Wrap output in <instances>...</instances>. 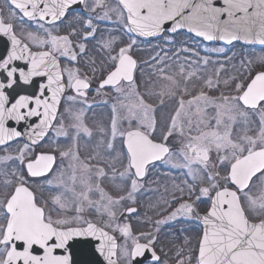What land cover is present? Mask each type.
Returning a JSON list of instances; mask_svg holds the SVG:
<instances>
[{
    "label": "water",
    "instance_id": "95a60500",
    "mask_svg": "<svg viewBox=\"0 0 264 264\" xmlns=\"http://www.w3.org/2000/svg\"><path fill=\"white\" fill-rule=\"evenodd\" d=\"M25 19L32 12L28 0H9ZM130 32L150 41L163 33L185 32L212 45L264 49V0H118ZM35 18H38L35 15ZM134 60L123 54L115 68L98 84L113 87L130 82ZM64 93L58 60L49 52L33 51L0 20V147L15 141L36 144L50 130ZM239 103L254 108L264 100V71L249 80L238 96ZM123 148L136 179H142L148 164L161 159L167 148L138 130L124 133ZM201 159H208L200 151ZM55 162L53 154L38 155L26 164L35 177L45 176ZM264 169V149L233 161L227 178L234 189L216 191L202 215L197 264H264V219L249 221L238 192ZM8 220L0 245L8 246L2 264H119L117 241L95 223L56 228L43 219L32 192L17 186L6 206ZM135 208L125 211L126 215ZM152 247L136 243L131 264L156 263Z\"/></svg>",
    "mask_w": 264,
    "mask_h": 264
},
{
    "label": "rangeland",
    "instance_id": "374dc122",
    "mask_svg": "<svg viewBox=\"0 0 264 264\" xmlns=\"http://www.w3.org/2000/svg\"><path fill=\"white\" fill-rule=\"evenodd\" d=\"M104 1L94 0V4L101 8ZM103 17L99 13V18ZM182 40L175 61L169 62L170 55L162 54V61L166 64L159 65L155 61L146 64V68L140 72L141 77L145 76V84L140 85L141 91L136 84L121 85L109 93L110 97L93 98V104L98 101L99 105L104 102L105 106L93 108L92 136L89 120L85 116L87 100H70L67 111L49 136V149L55 155L56 165L43 186L49 194L51 206L59 210L57 224L69 227L93 222L112 232L118 239L117 256L122 264H128L130 249L135 243L152 244L154 232L172 224L174 220L190 216L187 215L190 203L180 204L175 210L164 214L170 205L172 188L164 190L163 186H153L151 180L143 188L141 182L133 178L127 163H124L125 153L120 147L123 133L130 129L152 130L153 105L148 101L143 102V93L148 99H165L169 97L173 84L183 81L188 82L192 89L188 97H192L193 101L189 100V105L198 104L201 98L210 100V104L214 101L212 97L219 98L218 113L213 116L199 115L194 118L193 125H188L183 121L187 113L184 109V114L181 111L173 120L174 130L177 131L174 135L175 150L161 166L165 170L159 172L166 178L173 179L176 169H185L187 176L196 177V167H189L182 160L188 158L185 147L196 144L207 150L209 160L203 164V169L207 172V187L212 191L227 183L226 168L235 159L264 148V129L260 131L257 119L239 110L237 102L253 70H264V50L222 49L202 45L187 37ZM44 41L38 40L36 43L42 45ZM102 46V50L106 51L105 57H102L110 58V44L104 42ZM201 84L204 90H201ZM179 86L175 90L181 93L189 88L185 83ZM169 98L171 101L165 105L164 114L171 110L177 100V97ZM159 112L161 114L158 116L166 119V115ZM263 112L264 108L258 115ZM190 127H193L192 131ZM156 172L152 170L151 174ZM143 190L146 191L145 196L140 193ZM140 195L144 198L140 201V213L131 219L126 217L123 212L125 207L136 204ZM242 201L252 220L264 218V171L252 182ZM124 228L127 229L126 234L122 235ZM181 262L179 258L172 264Z\"/></svg>",
    "mask_w": 264,
    "mask_h": 264
},
{
    "label": "flooded vegetation",
    "instance_id": "af4514ba",
    "mask_svg": "<svg viewBox=\"0 0 264 264\" xmlns=\"http://www.w3.org/2000/svg\"><path fill=\"white\" fill-rule=\"evenodd\" d=\"M28 3L32 16L30 19H25L10 4L9 0H0V20L10 25L13 33L31 50L49 52L58 60L64 84V93L53 125L42 140L36 144L15 141L0 147V241L8 220V214L5 209L6 203L14 189L19 185H24L32 192L35 204L43 211L45 222L57 228H64L57 224L56 219L60 217L59 210L57 211L51 206L49 194L43 186V183L48 180L54 170L56 161L48 174L39 177L30 174L26 170V164L34 162L38 155L52 153L49 149V136L60 117L67 111L69 101H89L86 105L85 116L89 120V123L88 121L87 123L90 124V129L92 130L90 136H92L93 108L97 109L105 106L104 102L99 105L97 98L110 97L109 93L121 85L136 84L138 90L141 91L140 85L145 82V76L141 77L140 72L146 68V64H151L152 61H155L156 64L159 63V65L166 64L162 61V54L170 55L169 62L172 63L178 56L177 48L179 43L183 42V40L177 38V35L167 34H163L158 39L151 41H143L136 38L128 28L126 16L118 0H105L101 8L96 7L97 4H94V0H28ZM99 13L104 17L99 18ZM35 15L38 18H35ZM38 40L46 41L43 42L44 44L39 45L36 43ZM104 42L110 44L109 51L111 56L109 54L110 58L107 56V59L102 57H105L104 54L106 53L105 50H102ZM218 47L224 49V47ZM123 54L129 55L135 62L132 80L125 82L121 79L113 87L99 88L98 84L115 68L117 61ZM182 83L187 84V88L189 87L188 82L183 81L179 84H173L169 97H177V100L166 114H164V107L167 103H170L169 97H165V99H163L164 97H150L148 99L143 93V97H141L143 102L148 101L149 104L153 105L151 115L152 130L148 132L142 128L130 129L142 132L153 142L167 148V153L161 159L146 166L142 179H136L132 173L133 178L141 182L143 188L147 186L148 180L152 181L153 186H163L164 190L167 187L172 188L173 192L169 194L172 196L170 205L163 212L164 214L167 211L175 210L180 204L190 203L188 206L189 211H187V215H190V218L183 217L182 219L174 220L172 224L163 226L154 232V243L148 245L153 247L159 257L158 262L155 264H172V262H177L179 258L183 261L180 264H197V249L202 232L200 219L208 210L211 197L216 191L222 188H233L227 180V183L209 191L207 187V172L203 169V164L209 160V156L206 148L196 144L185 147L188 158L182 159L183 163L188 164L189 167H196L198 170L196 177L187 176L185 169H176L173 179L170 177L166 178L159 173L165 170L161 166L175 150L176 141H174V135L177 131L174 130L173 120L178 117V114L181 111L184 114L183 110L185 109L187 113L184 114L183 121L185 124L193 125L194 118L199 117V115L211 114L213 116L218 113L216 111L218 97H212L214 101L211 104L209 103L210 100L204 101L203 98L198 97L201 98L198 104L189 105V102L193 101L192 97H188L192 89L189 87L187 92L183 93L175 90ZM200 87L201 90H204L202 84ZM95 97H97V102L93 104V98ZM179 97L185 98L181 99ZM238 105L240 107L239 110L257 119L260 131L264 129V112L262 115H258L264 108V100L260 101L254 108L244 107L239 102ZM159 111L166 115V119L158 116V114H161ZM190 128L192 131L193 127ZM123 135L120 140V147L125 153L124 163H127L129 167V157L122 146ZM77 149L80 153V147L77 146ZM258 149L264 148L260 147ZM200 151H206L208 156L206 161L201 159ZM248 153L241 155L239 158ZM90 159L93 162V158L90 157ZM152 170L157 172L151 174ZM227 171L228 168H226V179ZM258 175L253 177L249 186L239 193L241 204L242 196L251 189V184ZM145 192V190L140 191L143 196H145ZM141 200H144V198H141L140 195L136 204L125 207L123 212L127 209L135 208V212L126 217L131 219L132 216L140 213L139 205L142 203L140 202ZM242 207L250 221H257L252 220L248 215V210L243 205ZM126 230L125 228L123 229L122 235H124ZM6 250V244L0 245V264ZM128 264H131L130 255Z\"/></svg>",
    "mask_w": 264,
    "mask_h": 264
},
{
    "label": "trees",
    "instance_id": "16d2710c",
    "mask_svg": "<svg viewBox=\"0 0 264 264\" xmlns=\"http://www.w3.org/2000/svg\"><path fill=\"white\" fill-rule=\"evenodd\" d=\"M185 37H188V36H186V35H179V36H177L178 39H182V38L184 39ZM233 47H236V46L232 45L231 48H233ZM256 70H257V69H254L253 72H255ZM247 80H248V79H247Z\"/></svg>",
    "mask_w": 264,
    "mask_h": 264
}]
</instances>
